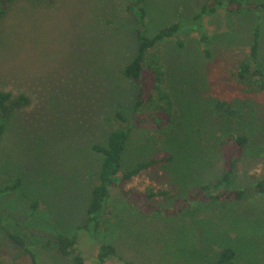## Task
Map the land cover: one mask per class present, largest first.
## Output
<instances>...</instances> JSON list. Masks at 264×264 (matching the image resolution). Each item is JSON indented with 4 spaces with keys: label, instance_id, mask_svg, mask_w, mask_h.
<instances>
[{
    "label": "rangeland",
    "instance_id": "1",
    "mask_svg": "<svg viewBox=\"0 0 264 264\" xmlns=\"http://www.w3.org/2000/svg\"><path fill=\"white\" fill-rule=\"evenodd\" d=\"M132 1L17 0L0 16V93L29 100L17 107L9 101L5 120L0 110L6 125L0 189L23 181L0 197V257L15 261L26 254L9 238L14 232L38 264H74L59 251L60 235L77 236L86 264H98L104 244L118 252L105 264H210L225 247L235 249L234 264H264V194L255 187L264 179V95L248 96L234 77L257 29L264 68V0H145L149 37L181 24L159 45L175 103L174 124L162 128L153 115L158 106L135 112L139 98L153 94L152 73L146 70L139 80L121 73L140 44V26L127 10ZM205 4L208 12L198 18ZM213 99L252 104L254 123L241 127L217 118ZM121 110L132 129L124 171L150 158L174 159L115 186L109 223L88 231L82 227L103 163L94 146L108 144ZM240 131L253 133L242 150L234 143ZM234 159L235 176L215 193L246 190L245 202L228 208L192 204L178 216L179 208L190 206L188 192L217 183ZM148 187L170 197L145 203Z\"/></svg>",
    "mask_w": 264,
    "mask_h": 264
},
{
    "label": "trees",
    "instance_id": "2",
    "mask_svg": "<svg viewBox=\"0 0 264 264\" xmlns=\"http://www.w3.org/2000/svg\"><path fill=\"white\" fill-rule=\"evenodd\" d=\"M17 0H0V16H5L9 12V8ZM49 3L53 0H47ZM236 1V0H235ZM250 2L251 0H241ZM145 0H133L127 10L133 14L137 20L139 30L137 32L139 39V50L134 60L127 66L123 67L121 73L124 77L130 80H139L143 77L145 71H150L153 75V94L147 99L139 98L135 112L139 113L143 108L156 107L157 115H154L155 123L158 128L164 125H173L175 122L174 112L175 103L172 94L166 87V70L164 63V55L159 45L167 39L172 38L180 29V22L173 23L170 27L163 29L157 36L151 38L146 31L147 10L145 8ZM208 12V7L205 4L201 9V14L198 18ZM204 40H208L205 36ZM259 30H256V39L251 47L250 55L247 59L243 60L238 66L237 71L234 73L236 81L242 86L243 91L252 98H257L264 95V68L259 58ZM208 57L211 56L210 49L205 50ZM13 101V106L17 107L22 104H28L29 100L25 95H21L17 99H13L11 93H0V110L2 119H6L12 110L8 105L9 101ZM245 106L250 107V111L245 112ZM254 106L248 103H242L240 100H223L213 99L210 103L211 112L219 119H224L227 123L238 122L241 127H244L251 122L255 121ZM161 115L163 117H161ZM115 120L120 122V126L114 130L106 146L96 145L94 151L103 156V163L99 174V184L93 190V198L88 208V221L82 227L83 229H94L99 231L103 226L109 223V218L113 212L110 209L112 189L121 184L124 180H132L140 176L142 173L151 170L161 164H166L173 161L174 156L166 155L162 158H150L146 161H141L129 171L123 170V158L127 145L132 135V129L128 128V117L124 112L119 111ZM163 130V129H162ZM6 131V125L0 124V138ZM253 133L247 131H240L235 135V146L240 150L248 146ZM237 159L231 160L225 171L222 179L215 184H203L188 192V200L190 206L188 208H179L180 214L183 216L189 212L192 204H199L207 208H228L231 206L239 205L245 202L248 197L246 190H226L223 192L215 193L216 190L222 189L229 183L236 173ZM23 181L18 178L13 185H7L0 189V197L6 193L13 192L21 188ZM256 190L264 194V179L256 184ZM148 193L144 196V201L147 203L149 200L169 198L170 193L164 190H158L156 187H148ZM187 202L186 200H184ZM39 201L36 202L34 207H38ZM148 208H151L149 205ZM183 209V212H182ZM9 238L18 246L25 249V255L20 260L10 261L5 256L0 257V264H38V258L33 252L24 237L19 233L9 232ZM59 251L65 257H72L74 264H86L85 258L78 250L77 236L70 238L65 235H60L57 241ZM199 253V252H198ZM118 254L117 249L112 244H104L100 247L97 263L105 264L108 259L116 257ZM200 258L204 256L202 251ZM237 253L232 247L223 248L215 260L210 264H234ZM134 264V263H129ZM198 264V261L197 263ZM207 264V263H200Z\"/></svg>",
    "mask_w": 264,
    "mask_h": 264
}]
</instances>
